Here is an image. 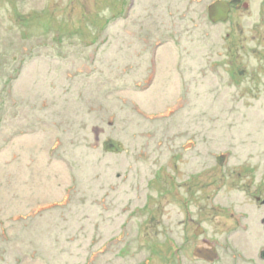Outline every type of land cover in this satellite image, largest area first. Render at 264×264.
Listing matches in <instances>:
<instances>
[{"label": "rangeland", "instance_id": "rangeland-1", "mask_svg": "<svg viewBox=\"0 0 264 264\" xmlns=\"http://www.w3.org/2000/svg\"><path fill=\"white\" fill-rule=\"evenodd\" d=\"M214 1L0 0V264H264V0Z\"/></svg>", "mask_w": 264, "mask_h": 264}, {"label": "water", "instance_id": "water-1", "mask_svg": "<svg viewBox=\"0 0 264 264\" xmlns=\"http://www.w3.org/2000/svg\"><path fill=\"white\" fill-rule=\"evenodd\" d=\"M229 2L225 0H216L208 6V17L211 22L226 21L228 18ZM102 149L107 152H121L123 145L120 141L113 138H107L102 143ZM264 204V200L262 201ZM203 232V228L198 226L195 230L196 235H200ZM203 246L207 247L204 248ZM193 257L203 259L211 262L218 258V252L214 244L208 240H204L201 245L197 246L193 251ZM261 258L264 259V251L261 253Z\"/></svg>", "mask_w": 264, "mask_h": 264}, {"label": "flooded vegetation", "instance_id": "flooded-vegetation-1", "mask_svg": "<svg viewBox=\"0 0 264 264\" xmlns=\"http://www.w3.org/2000/svg\"><path fill=\"white\" fill-rule=\"evenodd\" d=\"M238 175H240V174H238ZM255 197H256V200H257L258 203H259V208H260L261 210L264 211V204L262 203V200H264V197L261 198L262 200L259 199L258 196H255ZM262 223H264V218L262 219ZM204 240H207V239H203L202 242H203ZM262 251H264V248L261 249V250L259 251L258 257H259L260 262L264 263V259L261 258V253H262Z\"/></svg>", "mask_w": 264, "mask_h": 264}]
</instances>
